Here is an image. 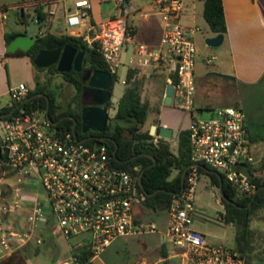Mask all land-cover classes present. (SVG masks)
Returning a JSON list of instances; mask_svg holds the SVG:
<instances>
[{"label": "built area", "instance_id": "1", "mask_svg": "<svg viewBox=\"0 0 264 264\" xmlns=\"http://www.w3.org/2000/svg\"><path fill=\"white\" fill-rule=\"evenodd\" d=\"M114 2L118 10L115 16L88 22L79 34L89 47L101 52L111 73L122 46L132 39L126 16L135 9L131 0ZM154 2L164 20L160 44L153 48L139 44L135 65L163 72L166 83H173L171 101L191 114L188 137L192 162L183 187L164 206V237L172 241L183 264H245L239 250L210 242L192 226L193 193L198 167L206 163L224 175L238 196L253 197L258 182L251 179L249 169L260 176L259 183L264 186V169H255L263 162V154L255 156L251 151L247 113L242 107L194 106L197 47L193 36L198 26L181 20L184 0ZM90 6L89 0H73L65 10L67 25H84ZM28 90L25 82H19L10 94L14 100H22ZM205 110L206 115H199ZM91 139L62 130L39 107L0 116V261L30 241L42 243L44 237L36 232L45 230L48 223L55 224L69 244V254L50 264H96L101 250L116 236L157 230L155 222L135 219L133 205L146 195L139 187L138 175L114 162L103 139ZM36 184L43 188L42 201L33 191ZM83 252H87L85 260L80 259ZM130 264L150 262L138 258Z\"/></svg>", "mask_w": 264, "mask_h": 264}, {"label": "trees", "instance_id": "2", "mask_svg": "<svg viewBox=\"0 0 264 264\" xmlns=\"http://www.w3.org/2000/svg\"><path fill=\"white\" fill-rule=\"evenodd\" d=\"M38 20L46 19L47 12H43V6H34ZM43 12L42 15L40 12ZM24 18L21 21L25 20ZM202 16L205 19L211 33H225L226 20L222 0H202ZM19 30L5 33V39L8 42ZM72 45L77 50L84 51L82 65L86 68H100L110 70L108 63L105 61L101 52L96 47H89L87 43L79 35L70 33H53L47 31L36 35L35 42L25 51L16 49L17 54L27 55L29 60L39 70L47 69L51 74H59L64 80L69 81L74 86V94L68 100L66 105L60 103V92L52 87L51 78L45 83H41L36 79L33 88L28 90V95L42 91L44 94L33 95L30 99L23 102L14 100L11 97L3 105H0V113L9 111L14 105L20 103L10 115L19 112L20 108L26 110L39 107L48 116L56 121V125L62 130H72L74 125L79 138L84 135L79 133L81 129L80 112L76 106L84 104L82 102V90L87 86V81H82L79 76L80 71L71 69L69 71H59L55 63L47 67H38L33 59L41 48H55L64 45ZM140 67H128L126 72L125 83L128 88L118 97L115 105V112L108 117V121L104 131H98V136L108 135L113 140L104 138V142L109 146L110 153L117 165L131 169L136 175L142 171L141 184L139 187L145 192L144 202L151 207L165 206L173 196L178 192L182 183L181 174L192 162L190 156L189 145V128H181L178 131L176 150L170 146V140L158 136L156 139L149 140L154 137L150 134V125L160 126V120L156 113L159 112L157 102H150L148 99L141 98V85L137 74ZM223 76H230L223 74ZM115 75L112 72L111 90ZM112 100H107L104 106L109 108ZM47 109V112H46ZM70 115V116H69ZM152 118V123L145 127L146 121ZM128 131L130 134H124ZM258 137V136H257ZM248 139L254 141L256 137L248 133ZM92 139H87L90 141ZM146 152V153H142ZM264 163L262 162L257 171H262ZM199 171H205L210 175L211 182L219 189L221 185L222 192L232 201L221 196L223 210L219 212L217 219L222 223H232L235 226L234 248L239 250L246 261L251 260L252 251V233L250 220L255 213L264 209V186L259 183L260 176L249 169L250 177L253 181L258 182L257 191L253 197H240L236 194L235 187L226 180L223 174L221 178L217 175V171L206 163H201L198 167ZM164 188V190L158 189ZM158 189V190H156ZM156 190V191H155ZM221 195V194H220ZM40 250L38 244L31 241L16 249L9 256L3 258L0 264H27V259L31 254ZM87 252H83L81 260L86 259Z\"/></svg>", "mask_w": 264, "mask_h": 264}, {"label": "rangeland", "instance_id": "3", "mask_svg": "<svg viewBox=\"0 0 264 264\" xmlns=\"http://www.w3.org/2000/svg\"><path fill=\"white\" fill-rule=\"evenodd\" d=\"M188 5L190 6L189 11L192 13L191 4ZM194 14L193 24L198 26L193 36L197 47L195 59L196 83L197 86L199 85L197 91L207 96L214 105L240 106L250 114L251 123L249 129L258 136L256 140L251 142L250 147L252 153L258 156L264 149V82L250 84L230 80L226 76L215 73V71L221 69L220 67L226 68L225 66L228 64L227 54L221 44L213 46L205 42V37L208 36L210 30L202 16V2L200 0L196 1ZM131 17V14L126 16L128 23ZM61 20L54 19L51 24L49 19L36 20V15L33 9L30 8L25 14L24 21L10 19V25L36 36L47 31H55L59 25H62ZM131 57H133V60L130 59ZM137 57L133 51V43H127L122 46L119 62L113 72L115 80L112 95L120 97L128 88L129 84L124 83L122 80L126 78L128 67L135 63ZM12 70L13 75L18 80H25L30 85L36 79L41 83H45L48 77L52 76L50 80L52 87L60 92L59 100L63 105H66L74 94L75 89L72 83L64 80L59 74H51L47 69L38 70L33 65L27 66L24 65V61L18 60L13 63ZM147 70L152 72L150 67ZM141 85V98L148 99L152 103L155 102V96H160L159 92L155 89L151 90L146 84ZM116 101H112V105L108 108L109 116L115 112ZM157 104L159 112L156 115L159 120L167 121L170 124L172 136L168 139L170 140L171 148L176 150L178 131L180 128L188 127L191 116L175 105L173 101L166 103L159 98ZM207 113L208 111L205 110L199 112V115H206ZM150 123H152L151 117L146 121L145 127L149 126ZM124 134L129 135L130 133L124 131ZM9 180L13 185V179L10 177ZM33 191L37 192L40 201H42L43 188L41 185L36 184L33 187ZM193 202L198 206L205 207L206 210L203 215H200L201 217L194 219L192 226L204 233L210 242L234 246L235 226L232 223H222L217 219L219 212L223 210V203L218 187L211 182L210 175L205 171H199L196 189L193 193ZM158 212L161 216L166 214L164 210ZM151 216L155 219L157 214L152 213ZM142 221L148 222V218L145 217ZM250 226L253 230V248L250 252L252 258L250 261H246L245 264H264V209H260L255 213L250 220ZM36 233L42 235L45 238V242L38 244L40 250L28 257L27 264H50L52 261L61 259L69 254L68 241L60 234L55 224L50 225L48 223L45 230H37ZM32 243L36 244L34 240ZM142 257L152 260L153 264L184 263L183 257L175 251L172 241L166 236L162 242L160 233L157 230H144L117 236L100 252L101 260L96 259L95 262L97 264H129Z\"/></svg>", "mask_w": 264, "mask_h": 264}, {"label": "crops", "instance_id": "4", "mask_svg": "<svg viewBox=\"0 0 264 264\" xmlns=\"http://www.w3.org/2000/svg\"><path fill=\"white\" fill-rule=\"evenodd\" d=\"M89 1L91 3L90 13L89 16L83 20L84 25L68 26L65 21V10L72 6L73 0H0V105L5 104L10 99V90L14 85L19 82H25L30 89L33 88L35 84L34 82L30 85L25 80H18L16 76L13 75L12 65L16 61H24V65L27 66L33 64L27 55L6 50V44L8 42L5 39V33L15 30L21 31L15 26L10 25V19L21 21V19L24 18V13L28 12L30 8L33 9L36 15L34 6L41 5L43 6V12H47V17L43 20L49 19V23L51 24L54 19H62V25H59L55 31L51 32L79 35L85 29V25L88 22L98 23L101 20L115 16L118 11L114 0ZM196 1L197 0H184L185 6L181 20L186 24H193ZM200 1L202 2V0ZM131 2L135 9L129 12L132 17L129 23L127 22V29L131 32L132 39L129 42H125L123 46L127 43H133V51L138 56L137 47L139 44H145L149 48L157 47L160 44L164 20L158 12L154 0H131ZM222 3L226 20V32L223 34L224 37L220 44L227 54L228 64H226V68L220 67L221 69L215 71V73L219 75L228 74L230 76H227V78L230 80L242 81L250 84L264 82V0H222ZM188 4H191L192 13L189 11L190 6ZM43 12L41 11L40 14L42 15ZM209 35H213V33L210 32L208 36ZM132 58L133 57L130 59ZM135 66L134 63L129 67ZM137 77L139 78L140 85L146 84L151 90L155 89L159 92L158 94H160V96H155V102H157L159 98L164 100V92L167 83L163 72H150L147 68H140ZM198 87L199 85L197 86L196 83V92L194 96V106L196 108H214L226 105H214L207 96L198 93ZM26 96H28V94ZM26 96L24 98H26ZM183 110L190 114L188 110ZM246 113V127L248 133L257 139V135L252 133L249 129L251 116L248 112ZM161 124L170 126L167 121L160 120V125ZM157 137L158 135H155L154 139ZM261 153L264 154V149ZM133 210L136 221H142L143 218L146 217L148 221L157 223V231L160 233L163 242L167 223V212L164 206L151 207L144 201H140L133 205ZM161 210L166 212L165 216L159 214L158 211ZM152 213L157 214L155 219L151 216ZM111 241L106 246H108ZM175 251L179 253L177 249H175ZM96 259L101 260L100 253L99 257ZM146 260H148L150 264H153L152 260L148 258Z\"/></svg>", "mask_w": 264, "mask_h": 264}, {"label": "water", "instance_id": "5", "mask_svg": "<svg viewBox=\"0 0 264 264\" xmlns=\"http://www.w3.org/2000/svg\"><path fill=\"white\" fill-rule=\"evenodd\" d=\"M223 37H224L223 33L219 32L213 35L206 36L205 42L208 45L216 46L222 42ZM35 40H36V36L30 35L25 31H20L12 39L8 41V43L6 44V50L9 52H14L16 49H21L25 51L35 42ZM83 55H84V51L82 49L77 50L76 47L66 44L62 47L59 46L55 48L39 49V51L37 52V54L33 59V62L38 67H47L52 63H55L59 71H68L71 68L75 70H80L83 62ZM86 79L88 80L87 86L84 87L82 90V102L84 103V105L81 107V112H80L81 130L86 131L88 129H93L97 131H104L109 117L108 108L104 106V103L109 99H111L112 101L118 99V96L112 95V90L110 88L112 81V73L110 70H104L100 68H84L82 70V81H85ZM172 93H173V83L168 82L165 88L164 102L166 103L171 102ZM35 94H44V93L40 91ZM35 94L26 96V98H24L21 102L30 99ZM19 104L20 103L14 105L7 112L0 113V116H6L11 114ZM72 131L74 135L77 136V132L75 130L74 125L72 127ZM149 132L153 136L157 134L160 137L168 139L172 135V128H170L165 124H161L157 130V125L153 123L150 126ZM98 137L100 139L108 138L113 140L108 135H100ZM90 138L91 136H85L81 139L86 140ZM152 139H154V137L149 138V140ZM99 142L100 140L96 141L97 144ZM142 153H146V152H142ZM5 156H6V150L3 153V157ZM186 170L187 168L181 174L182 183L184 182ZM142 171H140L138 175V181L140 184H141ZM216 173L219 176V178H221V174L219 172ZM158 189L164 190V188H158ZM219 192L223 198L232 201V199H229L226 195H224L221 189V185L219 186ZM193 207L196 212L206 210L205 207L198 206L196 203L193 204ZM194 219L195 216H192L193 221Z\"/></svg>", "mask_w": 264, "mask_h": 264}, {"label": "flooded vegetation", "instance_id": "6", "mask_svg": "<svg viewBox=\"0 0 264 264\" xmlns=\"http://www.w3.org/2000/svg\"><path fill=\"white\" fill-rule=\"evenodd\" d=\"M84 68H86V67H84V66L82 65L80 70H76V71H80L79 76H80L81 79H82V70H83ZM71 69H73V68H71ZM71 69H70V70H71ZM74 70H75V69H74ZM68 71H69V70H68ZM85 81H88V80L86 79ZM70 83H71V82H70ZM110 100H111V99H110ZM67 102H68V101H67ZM83 105H84V104H83ZM83 105H82V104H78V105L76 106V108H77V110H79V112H81V107H82ZM80 118H81V116H80ZM79 133H81L82 135H84V137H85V136H91V138H92V137H94V136H98V131H97V130H93V129H88V130H86V131H82V130L80 129ZM91 138H90V139H91ZM204 212H205V211H198V212H196L195 209H193V210H192V216H195V218H198V217H201L200 215H203ZM202 219H204V218H202ZM44 242H45V238H44V241H43L42 243H44Z\"/></svg>", "mask_w": 264, "mask_h": 264}]
</instances>
